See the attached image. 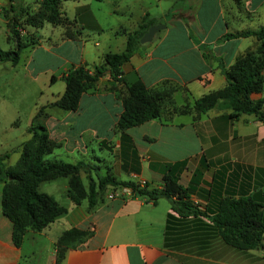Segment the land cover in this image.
I'll list each match as a JSON object with an SVG mask.
<instances>
[{"label":"crops","instance_id":"1","mask_svg":"<svg viewBox=\"0 0 264 264\" xmlns=\"http://www.w3.org/2000/svg\"><path fill=\"white\" fill-rule=\"evenodd\" d=\"M70 1L62 2V10L69 26L78 31V37H63L62 26L59 45L37 41L31 47L38 54L48 52L56 56H59L56 46L79 49L77 59L63 56L64 63L70 66L83 64L92 68L102 61L107 50L98 36L112 33L127 37L143 20L165 26L156 30L150 40L139 42L121 66L120 80L106 71L93 88L83 92L76 109L47 107L45 124L49 135L61 142L51 157L85 161L87 170L81 171V177L82 172L88 181L91 177L94 186L104 174L91 175L90 167L94 165L89 159L97 158L91 140L97 141L99 148L110 147L115 151L113 164L105 162L106 173L124 180L133 179V173L138 172L147 179L149 187L162 186L165 165L184 160L177 181L186 186L193 180L191 199L201 208L224 195H250L259 203L264 221V122L254 114L230 117L232 109L224 99L204 112L193 106L197 97L225 85L224 66L258 45L259 40L253 35L228 38L224 35L255 29L254 23L263 25L264 0H173L169 6L155 10L142 6L138 17L127 26L120 22L103 24L92 0ZM111 1L115 9L109 10V15L117 12V0ZM7 3L8 0H0V25L6 24L2 7ZM90 41H94L95 48ZM20 53L15 66L21 61ZM32 60L31 56L24 65L26 73L33 78L50 71V83L63 80L62 74L70 67L62 66L64 71L58 74L59 66L35 71ZM137 78L149 88L173 89L171 96L163 100L158 116L126 128L127 135L123 137L116 127L122 110L121 98L113 85L122 90ZM61 94L57 92L49 102ZM83 95L99 101L104 111L92 113L88 123L80 125ZM263 95L264 84L261 91L251 93L253 98ZM2 100L3 94L0 103ZM73 129L76 137L69 141L67 133ZM83 133H88L90 139L82 140ZM154 143L176 150L167 154L162 148L155 150ZM4 158L0 163L7 165ZM197 169L201 174L195 176ZM84 184L88 186V182ZM57 201L65 212L40 230L27 228L17 246L12 239L13 223L2 212L0 192V264H264V233L261 246L238 249L221 239L207 216H179L165 196L153 199L135 194L122 184L107 183L90 207L87 199L75 203L70 198L67 178L63 198ZM169 211L173 218L166 226ZM71 227L83 232L67 238L64 256L57 263V240Z\"/></svg>","mask_w":264,"mask_h":264},{"label":"trees","instance_id":"2","mask_svg":"<svg viewBox=\"0 0 264 264\" xmlns=\"http://www.w3.org/2000/svg\"><path fill=\"white\" fill-rule=\"evenodd\" d=\"M36 6L32 10L27 8L25 0H8L2 7L9 30L8 36L15 42L14 49L5 50L0 47V60H10L16 63L22 47L30 42L37 41L38 37L23 38L20 34V25L26 23L39 26L44 20L52 24L63 26V37L77 38L78 31L69 26L68 19L62 10L63 0H34ZM239 2L240 0H236ZM153 21H141L139 27L127 34L126 45L122 51H107L102 61L92 68L83 64L71 65L62 74L65 88L61 95L49 103L40 105L33 114L27 128L29 136L21 143L20 154L12 165L0 163L1 207L2 212L12 221V239L19 246L27 228L40 230L47 226L56 217L65 212V207L53 195L38 189L42 180H51L64 175L68 178V195L75 202L87 199L88 205L93 206L99 193L107 183L122 184L129 187L135 194H146L153 199L165 196L169 199L171 209L179 216H207L217 228L221 239L238 249H248L263 244L264 221L259 203L250 195H224L216 202L203 205L191 199L190 193L194 190L191 184L182 185L178 180V172L184 160L165 165L161 187H149L148 183L139 185L133 179H117L111 173L98 177L96 185H92L89 177L88 186H85L81 171L87 170V163L83 160L76 162L61 158L48 157L60 141L53 139L48 132L45 118L48 115L47 107L57 106L66 110H74L79 106L83 92L93 88L102 74L108 71L116 80L121 79V66L129 60L134 49L140 42L142 34ZM11 33V35H10ZM253 35L259 43L255 48L246 49L239 54L232 64L222 68L226 78L224 86L211 90L197 97L194 108L204 112L213 107L220 99L227 101L232 111L230 117H237L241 113L254 114L257 120L264 122V95L253 98L251 93L261 91L264 84V24L255 29H242L225 33L224 37ZM53 76H51L52 78ZM117 95L121 98L122 110L116 122L121 136L127 135L125 129L140 124L159 115L162 102L171 96L173 88L147 87L137 78L127 83L121 90L117 84L113 85ZM180 110H184V107ZM129 138V137H128ZM131 140V138H129ZM132 143V140H131ZM7 154L0 155L3 159ZM195 176L200 175L199 169ZM210 199V196H209ZM212 199V196H211ZM173 218L172 212L167 213V224ZM83 231L71 227L63 231L57 240L56 262L59 263L65 252L64 243L67 238Z\"/></svg>","mask_w":264,"mask_h":264},{"label":"rangeland","instance_id":"3","mask_svg":"<svg viewBox=\"0 0 264 264\" xmlns=\"http://www.w3.org/2000/svg\"><path fill=\"white\" fill-rule=\"evenodd\" d=\"M94 3V10L100 14L102 23L107 26L108 23H122L127 26V23L134 21L138 17V10L142 6H147L150 9H159L160 7L169 6L173 0H117L116 14H107L109 10L115 9L112 7L111 0H92ZM127 4H125V3ZM27 8H33L35 5L34 0H25L24 2ZM63 3H71L70 0L63 1ZM177 4H181L177 1ZM99 5V8H96ZM32 9V10H33ZM73 15L70 13V16ZM119 18V20H117ZM164 24V23H163ZM6 24L0 25V47L5 50L14 49L15 42L11 37L8 36L9 30ZM255 28H259V23H254ZM61 24H52L48 20H44L41 25L33 26L29 24H22L19 27L20 34L23 38L38 37V42L45 44H51L55 42L57 45L61 43ZM106 31V30H105ZM97 32H95L96 34ZM11 35V33H10ZM98 40H102L101 44L107 51H120L124 50L126 44V37L121 34H103L101 37H97ZM105 38V39H104ZM37 41L30 42L26 46L22 47L20 53L21 61L15 66L10 60H0V95H4V101L0 103V155L7 154L4 160L7 165H12L16 162L20 153L21 142H23L29 133L27 128L32 112L37 109L40 105L46 104L51 100L52 96L57 92H63L65 88L64 80H59L56 83H50V71L41 72L36 77H31L26 73L25 63L32 56V66L35 71L43 68L53 66L58 67L59 71H64L62 66H70L69 63H64L63 56L77 59L79 57V49H65L64 46H56L59 56L48 52L37 53V50L32 48V45ZM107 41V42H105ZM89 44L95 48L94 41H90ZM61 45V44H60ZM26 47V48H25ZM24 48V49H23ZM39 49V48H38ZM66 54V55H64ZM65 64V65H64ZM3 99V97H2ZM181 101V99H179ZM55 108V107H54ZM82 113L78 116L80 125H85L90 120L92 113H103L99 101L94 100L85 95L81 99ZM5 128V129H4ZM68 140L71 141L76 137V129L69 131ZM109 134H114L109 133ZM137 138H140V133H137ZM116 138V137H115ZM113 138V140H115ZM82 140H89L88 133H83L81 136ZM94 148V154L97 156L96 159L90 158L91 164L94 167H90L91 175L96 177V173L105 174L106 166L113 164L116 158L114 150L110 147L99 148L98 142L91 140ZM160 144H153L155 150L162 148L167 154L174 153L176 149L163 147ZM53 153L49 154L51 157ZM98 158L104 160L99 161ZM84 182H88V178L82 172ZM134 179V177H133ZM67 183V176L61 175L55 179L42 180L38 189L41 191L48 192L53 195L57 200H62L64 187ZM1 184V182H0ZM1 190V187H0Z\"/></svg>","mask_w":264,"mask_h":264},{"label":"water","instance_id":"4","mask_svg":"<svg viewBox=\"0 0 264 264\" xmlns=\"http://www.w3.org/2000/svg\"><path fill=\"white\" fill-rule=\"evenodd\" d=\"M164 26L165 25L163 23H156V24L150 25L148 29L142 34L140 38V42H145V41L150 40L153 37L155 31Z\"/></svg>","mask_w":264,"mask_h":264},{"label":"built area","instance_id":"5","mask_svg":"<svg viewBox=\"0 0 264 264\" xmlns=\"http://www.w3.org/2000/svg\"><path fill=\"white\" fill-rule=\"evenodd\" d=\"M133 177H134V181L136 182V183H138L139 185H145L146 183H147V179L143 176V175H141L140 173H138V172H135V173H133Z\"/></svg>","mask_w":264,"mask_h":264}]
</instances>
